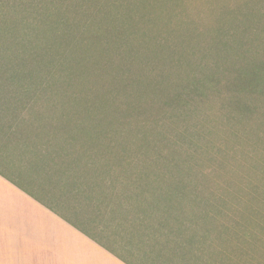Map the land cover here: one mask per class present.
Returning a JSON list of instances; mask_svg holds the SVG:
<instances>
[{
  "label": "trees",
  "instance_id": "trees-1",
  "mask_svg": "<svg viewBox=\"0 0 264 264\" xmlns=\"http://www.w3.org/2000/svg\"><path fill=\"white\" fill-rule=\"evenodd\" d=\"M33 1L46 4L41 17L25 8L26 0H0V149L17 157L25 176L48 197L47 205L127 262L138 254L192 259L198 247L194 242L199 239H264V220H225L217 226L205 220L204 212L197 213L200 203L191 184L171 173L169 166L166 169L161 162L144 157L160 154L159 146L151 145L154 129L146 138L139 133L132 136L121 119L111 121L104 116L106 112L98 111L99 105L106 109V99L118 108L140 109L133 102L121 101L138 88L132 75L122 71L131 67L122 62L110 64L114 62L110 55L111 61L104 63L108 48H99L103 42L96 35L108 14L120 15L124 4L117 12L111 2L98 5L103 0H57L53 5L32 0L31 7ZM85 69L92 79L98 78V84L93 83L97 91L85 84V75L79 77ZM54 79L80 88V96L66 103L73 112L59 110L60 103L49 93L48 85L59 82ZM87 79L91 78L87 75ZM173 110L180 111L178 107ZM162 121L174 127L182 124L178 115ZM118 123L124 126L119 128ZM147 126L154 128L150 119ZM119 136L121 141L115 142ZM134 139L137 149L129 145ZM214 146L205 144V148ZM241 157L247 169H258L259 160ZM238 161L237 168L230 165V171L245 173L243 160H234ZM228 192L227 202L240 203L234 206L243 210L244 219L249 208L258 209L250 210L253 214L264 215L260 205L249 206L247 194ZM252 197L258 200L256 191Z\"/></svg>",
  "mask_w": 264,
  "mask_h": 264
},
{
  "label": "rangeland",
  "instance_id": "rangeland-1",
  "mask_svg": "<svg viewBox=\"0 0 264 264\" xmlns=\"http://www.w3.org/2000/svg\"><path fill=\"white\" fill-rule=\"evenodd\" d=\"M31 1L22 4L34 16L41 17L45 11L42 5L46 4L33 1L31 7ZM56 1L44 3L53 5ZM128 1L98 3L111 2L117 12L121 4L124 6L120 15L108 14L96 35L103 42L99 48H108L104 63L111 61L110 55L115 62L110 64L122 62L131 67L122 71L132 75L138 88H133L121 101L133 102L140 109L133 112L130 108H118L115 102L106 99V109L99 105L98 111L106 112L104 116L111 121L121 119L132 136L139 133L146 138L154 129L151 145L159 146L160 154L144 157L161 162L166 169L169 166L171 173L191 184L200 203L197 213L204 212V219L213 226L225 220L247 223L264 220L263 212L253 214L252 208L245 212L244 219L240 212L243 210L234 206L240 203L227 202L229 190L236 195L245 193L250 197L249 206L257 204L264 210V0ZM73 57L78 55L73 53ZM82 75L86 76L85 84L97 91L98 78L92 79L94 76L86 69L79 77ZM58 81L54 87L48 85L49 93L60 103L59 110L71 113L66 103L80 96V88L66 87L65 82ZM89 87L87 94L91 92ZM174 107L180 111L176 112ZM238 110L242 113H236ZM173 115H178L182 124L176 127L163 124L162 120ZM149 119L154 128L147 126ZM121 124H117L119 128L124 126ZM196 131L205 134L200 136ZM212 133L213 136H208ZM137 139L129 144L134 149L139 147ZM113 140L121 141V136ZM205 144L215 146L205 148ZM242 154L253 162L259 160L258 169H247ZM235 158L243 160L245 173L230 171L231 164L237 168L239 163L234 162ZM250 180L252 186L248 184ZM254 191L258 200L252 197Z\"/></svg>",
  "mask_w": 264,
  "mask_h": 264
},
{
  "label": "crops",
  "instance_id": "crops-1",
  "mask_svg": "<svg viewBox=\"0 0 264 264\" xmlns=\"http://www.w3.org/2000/svg\"><path fill=\"white\" fill-rule=\"evenodd\" d=\"M47 198L17 157L0 149V264H264V239L246 238L196 240L192 259L138 254L127 262L51 209Z\"/></svg>",
  "mask_w": 264,
  "mask_h": 264
}]
</instances>
